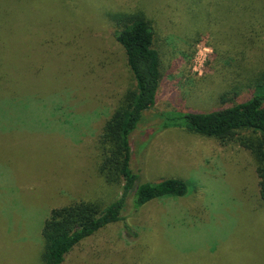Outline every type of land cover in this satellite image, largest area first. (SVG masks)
Returning a JSON list of instances; mask_svg holds the SVG:
<instances>
[{"label":"rangeland","instance_id":"1","mask_svg":"<svg viewBox=\"0 0 264 264\" xmlns=\"http://www.w3.org/2000/svg\"><path fill=\"white\" fill-rule=\"evenodd\" d=\"M111 3L133 9L139 0ZM77 6L82 13L83 5ZM160 13V20H175L169 8ZM97 19L88 12L81 23L71 17L46 22L32 29L35 37L19 35L13 41L18 81L47 74L53 81L58 77L61 90L40 99L19 98L31 109L7 105L0 115V128L10 139L0 149V264H44L42 228L53 207L74 199L114 200L113 189L94 180L96 139L128 74L112 27ZM166 34L159 43L169 76L132 136V168L142 182L191 181L189 191L154 200L132 219L145 238H129L121 223L113 224L77 246L65 264H264V202L247 150L192 134L161 115L224 108L211 97L216 83H210V75L204 80L216 73L207 65L213 38L193 49L179 33ZM48 83H36L33 93Z\"/></svg>","mask_w":264,"mask_h":264},{"label":"trees","instance_id":"2","mask_svg":"<svg viewBox=\"0 0 264 264\" xmlns=\"http://www.w3.org/2000/svg\"><path fill=\"white\" fill-rule=\"evenodd\" d=\"M71 1L78 3L0 0V115L7 105L30 110V104L19 98L32 95L40 99L61 90L58 77L53 81L47 74L35 81L32 77L18 81L21 72L15 69L19 60L13 41L19 35L32 33L35 37L32 29L36 26L66 22L67 17L80 22L88 12L96 14V23L112 27V36L123 48L126 60L124 88L96 139L99 154L94 180L103 179L106 189H113L114 200L103 203L74 199L53 207L42 228L44 264H65L77 246L113 224L121 223L127 237L143 239L148 234L141 237L132 219L157 199L188 193L191 181L168 178L142 182L132 168V136L145 112L156 104L162 83L169 76L167 54L159 43L167 32L179 33L186 43L192 42L193 49L212 36L214 52L207 65H212L216 73H207L204 80L210 75V83H216L211 97L224 108L208 112L174 109L162 112V117L192 134L247 150L264 202V0H139L133 9L118 8L111 0ZM79 3L83 5L82 13L77 9ZM160 8H169L175 20H160ZM185 52L181 53L187 58ZM59 71L66 73L62 68ZM44 81L49 82L43 85L44 91L34 94L36 83ZM0 130V135H5L0 137L1 149L10 139L6 137L8 131ZM20 131L26 130L11 132L17 135Z\"/></svg>","mask_w":264,"mask_h":264}]
</instances>
